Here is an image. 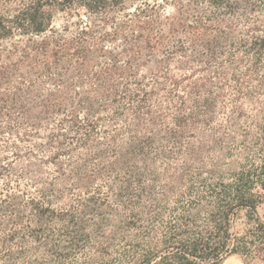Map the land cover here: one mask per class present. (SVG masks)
Returning a JSON list of instances; mask_svg holds the SVG:
<instances>
[{"label":"trees","instance_id":"1","mask_svg":"<svg viewBox=\"0 0 264 264\" xmlns=\"http://www.w3.org/2000/svg\"><path fill=\"white\" fill-rule=\"evenodd\" d=\"M127 1L0 0V112L32 127L61 116L48 163L74 178L37 194L20 192L24 177L0 187V264H223L264 255V21L238 14L237 0H189L197 6L178 19L161 15L160 0H130L140 3L133 12ZM252 6L264 9V0ZM80 10L111 22L100 43L53 30L57 12ZM174 60L188 72L172 73ZM20 66L29 72L17 75ZM58 67L92 96L74 102L69 91L41 92L26 80ZM153 128L167 134L164 149ZM205 132L218 150L188 149ZM177 156L186 161L171 173L146 163L157 169ZM64 197L70 203L55 206ZM18 240L44 254L20 246L15 262Z\"/></svg>","mask_w":264,"mask_h":264},{"label":"rangeland","instance_id":"2","mask_svg":"<svg viewBox=\"0 0 264 264\" xmlns=\"http://www.w3.org/2000/svg\"><path fill=\"white\" fill-rule=\"evenodd\" d=\"M253 1L255 0H237V2L240 4L238 14L246 13L251 16L256 15L257 17H261V19L264 21V9L257 8V6L253 7ZM160 4L161 8L158 11L163 17H169L170 19L182 18L185 14L187 15L191 13L192 9L197 6V4H194L189 0H160ZM138 5H140V3L134 4V2L128 0L125 4V8L133 12ZM203 7L204 6H200V8ZM251 8H253L255 11H248ZM115 14L120 13L116 12ZM109 24L111 25V22ZM110 25L104 24V20L101 18V16L90 14L86 10H80V12H57L53 20V30L61 33L67 38L81 35V37L84 38L89 44L100 43L101 35L111 30ZM50 34L51 33H47L46 36H51ZM177 36L184 38L183 34H179ZM19 40L25 41L24 38ZM11 43H14V40H11L9 42V44ZM105 44L109 46V42ZM176 58H179V56H177ZM11 59L13 61H16L17 57H12ZM4 61L6 62V60ZM171 66L172 73H175V75L187 73V70L189 68L185 67V71L180 70L182 66L178 63L177 60L172 61ZM155 70V64L150 62L146 67L142 69L141 74L150 77L151 73ZM26 72H29V67L20 66L18 68L17 75H24ZM51 73L54 76H51ZM51 78H55L57 81L52 82ZM26 80L35 81L36 87L34 88L41 92L52 90L57 91L59 88L60 90H64V92L69 91L76 98L75 100H73L74 102H77L79 96L83 95L84 92H88L90 93L89 95L92 96L89 86H83L80 88L76 87V79L74 78V74L67 73L66 70L60 69V67L53 68L49 72L45 71L42 73H40V71L38 70H34L33 73L29 74L26 77ZM76 90H79V94L77 95H75ZM66 106L68 108H72L70 103H67ZM3 113L5 114V111L0 112V187L4 188L3 184L7 180H19L21 177H24V180L21 182V193L25 192L26 190H31L33 193L37 194L38 190L48 187L46 182H48V184L53 183L56 188L61 190L66 186H70L74 182V178L63 176L60 173V170L57 169V165L48 163L51 160L53 153L57 150L56 148H51L48 143L50 141V138L52 137V134L56 133V130L58 128L56 126V123H58V121L62 117L58 116L56 118V116L50 115L48 116L47 121H42L41 127H32L31 125L22 124L18 116L9 119L6 118L5 115H2ZM54 118H56L55 121L53 120ZM220 120L222 121L223 118H220ZM48 121H50L51 123L49 124ZM9 128L11 129L9 130ZM65 128H67V135L73 134V132H70L68 127ZM153 130H155V148H157V150L164 149V145L161 144H165L166 141L164 137H167V134L164 130H156V128H153ZM211 136V132H205L203 133V135L199 134L197 135V138L187 140L186 145L188 146V149L199 147L201 148L205 145H209L211 146L208 151L209 155L214 154L218 150V146L211 143ZM80 153H85V150L80 151ZM174 158V160L164 159V162L158 160L157 169L150 160H147L146 163L151 170L159 171L162 175L164 174V168L167 169V173L173 172L174 169L179 171V164H181L183 161H186L184 160L185 157L177 156ZM61 160L63 161L67 159L62 158ZM73 160L75 162V165L79 164L81 166L82 162L79 158H76V160L74 158ZM96 164H98V162L92 163V165H90L87 169L84 168L86 173L91 174L94 168L97 167ZM35 181H38V183L41 182V184H37L36 187L32 186ZM97 183L100 184L101 181L98 179ZM13 188H15V186ZM12 193L17 195L19 194V200H26L27 196L20 194L19 191H14L13 189ZM55 200V206L59 207L65 206V204L70 203V200L65 199V197L62 200ZM2 207H4L3 204L0 205V208ZM25 212L28 213L29 210ZM260 213L264 214V210L261 209ZM0 215L3 216V212H0ZM4 238V235L0 234V245L2 244ZM6 244L7 246H11L9 243L4 242V245ZM20 246H26L27 248H29V250L35 254H32V256H42L44 254L43 249L39 248L40 250H35L33 242H30L29 244L23 242L22 240H18L14 242V244H12V247L14 248L13 260H15V262H17L18 260ZM45 256H47L46 253ZM223 264H264V255L256 258L234 255L227 258Z\"/></svg>","mask_w":264,"mask_h":264}]
</instances>
